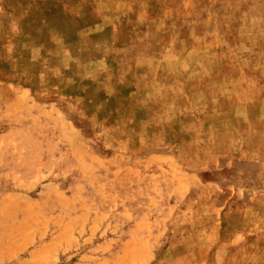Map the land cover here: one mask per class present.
<instances>
[{"label":"rangeland","instance_id":"1","mask_svg":"<svg viewBox=\"0 0 264 264\" xmlns=\"http://www.w3.org/2000/svg\"><path fill=\"white\" fill-rule=\"evenodd\" d=\"M0 264H264V0H0Z\"/></svg>","mask_w":264,"mask_h":264}]
</instances>
